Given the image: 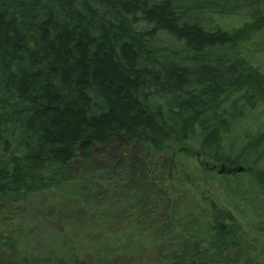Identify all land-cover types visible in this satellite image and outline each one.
I'll use <instances>...</instances> for the list:
<instances>
[{"label":"trees","instance_id":"trees-1","mask_svg":"<svg viewBox=\"0 0 264 264\" xmlns=\"http://www.w3.org/2000/svg\"><path fill=\"white\" fill-rule=\"evenodd\" d=\"M0 264H264V0H0Z\"/></svg>","mask_w":264,"mask_h":264},{"label":"rangeland","instance_id":"rangeland-1","mask_svg":"<svg viewBox=\"0 0 264 264\" xmlns=\"http://www.w3.org/2000/svg\"><path fill=\"white\" fill-rule=\"evenodd\" d=\"M126 150L132 152V156L130 157V159L132 160L142 158L141 155H143L144 152L141 146H137V148L132 149L120 144L107 145L103 147L97 154L95 162L90 166V168H92L91 170L93 171V173L97 174L108 167V165L110 164L117 165L120 162L119 159H122V161L124 162V155L122 153ZM87 172L89 176H93L90 173V170H87Z\"/></svg>","mask_w":264,"mask_h":264},{"label":"water","instance_id":"water-1","mask_svg":"<svg viewBox=\"0 0 264 264\" xmlns=\"http://www.w3.org/2000/svg\"><path fill=\"white\" fill-rule=\"evenodd\" d=\"M240 171H241V169H240Z\"/></svg>","mask_w":264,"mask_h":264}]
</instances>
